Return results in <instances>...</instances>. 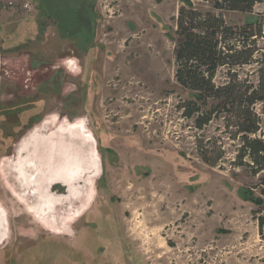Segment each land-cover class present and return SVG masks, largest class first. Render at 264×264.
<instances>
[{
  "label": "rangeland",
  "instance_id": "rangeland-1",
  "mask_svg": "<svg viewBox=\"0 0 264 264\" xmlns=\"http://www.w3.org/2000/svg\"><path fill=\"white\" fill-rule=\"evenodd\" d=\"M39 2L0 0L7 45L18 46L0 48V207L7 225L0 264H264V174L238 164L237 118L219 108L198 127V116L213 109L200 102V112L186 116L199 92L175 77L182 0H97L101 17L87 51L60 38ZM224 16L239 26L260 21L264 49V2ZM35 64L43 77L27 81L26 68ZM257 68L238 69L256 83ZM228 69H219L217 83ZM255 110L264 138L262 104ZM63 120L84 123L101 171L85 207L64 221L69 229H56L34 213L8 165L32 130L47 134ZM66 189L54 183L50 190Z\"/></svg>",
  "mask_w": 264,
  "mask_h": 264
},
{
  "label": "trees",
  "instance_id": "trees-1",
  "mask_svg": "<svg viewBox=\"0 0 264 264\" xmlns=\"http://www.w3.org/2000/svg\"><path fill=\"white\" fill-rule=\"evenodd\" d=\"M200 1L202 6L182 0L176 19L175 77L184 87L199 92L198 100L188 101L185 106L186 116L200 112L198 102L213 108L198 116V127L206 124L219 108L233 114L242 140L238 164H248L256 173L264 174V138L257 136L263 119L255 110L256 104L261 103L264 115V49L257 39L263 34V26L260 21L241 26L229 24L224 16L227 11L253 12L264 0ZM96 3L97 0H40L38 7L42 15L56 22L62 38L73 40L76 49L87 51L95 46L101 17ZM251 64L258 66L256 83H248L238 69ZM221 67L229 68L228 78L217 83L215 78ZM258 220L263 230L264 210Z\"/></svg>",
  "mask_w": 264,
  "mask_h": 264
},
{
  "label": "bare ground",
  "instance_id": "bare-ground-1",
  "mask_svg": "<svg viewBox=\"0 0 264 264\" xmlns=\"http://www.w3.org/2000/svg\"><path fill=\"white\" fill-rule=\"evenodd\" d=\"M51 122L55 124L54 119ZM47 125L48 121L43 123ZM41 130L35 128L25 137L19 158L8 169L14 172L21 194L33 201L31 208L40 219L52 228L69 229L64 221L85 207L101 171L94 139L80 122L63 120L47 134ZM56 182L67 187L66 194L51 192ZM6 227V213L0 207V243L7 235Z\"/></svg>",
  "mask_w": 264,
  "mask_h": 264
},
{
  "label": "crops",
  "instance_id": "crops-1",
  "mask_svg": "<svg viewBox=\"0 0 264 264\" xmlns=\"http://www.w3.org/2000/svg\"><path fill=\"white\" fill-rule=\"evenodd\" d=\"M0 14H1V12H0ZM46 18L49 21L51 20L54 23V25L57 27V24H56V22L53 19L48 18V17H46ZM39 29H40L41 33H42V31H44L43 26L41 24H39ZM56 29L58 31V27ZM58 34H59V31H58ZM32 38L33 37H31V36H27V40H32ZM60 38L63 39V40H68V41H70L71 43L74 44V41L73 40H70V39H67V38H62L61 36H60ZM11 41H12L11 37L10 38L9 37L7 38V36H6V22H5V19L3 18V16H0V48L8 49L10 51H14L18 46L14 47V48L9 47L7 44H10ZM46 69H47V67H46ZM43 71H44L43 69H41V68L39 69L38 68L37 64L33 65L32 67H27L26 68V73H27L26 76H28V80L27 81H31V80L37 81L39 79L41 81V79L43 77V75L41 73ZM42 82H44V80ZM42 82L40 83L39 87L42 86L41 85Z\"/></svg>",
  "mask_w": 264,
  "mask_h": 264
},
{
  "label": "flooded vegetation",
  "instance_id": "flooded-vegetation-1",
  "mask_svg": "<svg viewBox=\"0 0 264 264\" xmlns=\"http://www.w3.org/2000/svg\"><path fill=\"white\" fill-rule=\"evenodd\" d=\"M108 150H109V149H108ZM99 253H101V255H102L103 251H100ZM121 260H123V257H121Z\"/></svg>",
  "mask_w": 264,
  "mask_h": 264
},
{
  "label": "water",
  "instance_id": "water-1",
  "mask_svg": "<svg viewBox=\"0 0 264 264\" xmlns=\"http://www.w3.org/2000/svg\"><path fill=\"white\" fill-rule=\"evenodd\" d=\"M101 163V162H100ZM102 168V167H101ZM56 183H61V182H56Z\"/></svg>",
  "mask_w": 264,
  "mask_h": 264
}]
</instances>
